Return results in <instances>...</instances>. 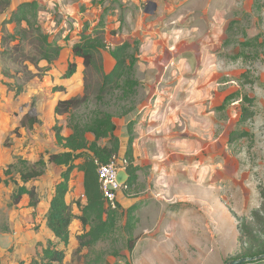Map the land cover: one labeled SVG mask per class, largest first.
Segmentation results:
<instances>
[{
    "label": "rangeland",
    "instance_id": "rangeland-1",
    "mask_svg": "<svg viewBox=\"0 0 264 264\" xmlns=\"http://www.w3.org/2000/svg\"><path fill=\"white\" fill-rule=\"evenodd\" d=\"M148 1L41 0L39 25L65 49L49 71L44 70L48 63L28 42L13 48L7 35L15 32L14 25L2 30L12 11L0 14V179L20 182L22 170L44 168L43 176L26 186L37 190L33 214L23 211L22 200L20 204L13 201L17 185L12 182L0 188V235L13 239L6 244L8 253L20 242L37 241L40 235L41 244L47 245L49 232L38 216L45 214L53 183L61 176L60 168L48 163L49 154L55 152L53 107L60 100L83 97L87 101L78 109L58 118L63 129L84 125L97 113L112 114L120 148L132 138L140 168L136 188L129 196H118L121 219L116 228L94 248L108 253L107 264H226L240 258L247 247L240 243L246 237L244 225H251L257 235L264 234V0H218L209 5L223 12L217 25L222 42L217 40L216 52L202 45L204 35L211 37L203 27L215 15H199L198 26L203 29L194 30L192 42L199 44L191 47L204 58L190 61L185 78L186 87L192 89L189 102L199 105L191 120L184 119L183 110L173 111L177 115L167 120L154 117L155 67L151 60L142 59L149 55L143 49L150 37L147 33L155 30L154 15L145 13ZM77 13L85 15L79 18ZM81 32L102 41L106 67L112 51L131 44L128 55L135 64L130 78L136 83L131 90L127 70L118 85L112 84L111 92L104 94H100L102 80L93 72L86 82L80 71L71 79L63 78L71 61L70 46ZM209 53L212 62L206 58ZM202 89L208 93L204 95ZM237 91L254 99V117L245 124H239V100L220 109L226 95ZM216 95L220 106L210 114L201 101L215 103ZM32 106L40 123L26 130L21 121ZM233 131L249 136L231 144ZM100 143L109 144L107 140ZM6 171L11 175L6 176ZM81 179L82 175H76L75 184ZM78 192L68 201L81 198ZM76 248L77 244L69 249L66 264H86L88 251L78 254ZM114 252L120 256H111Z\"/></svg>",
    "mask_w": 264,
    "mask_h": 264
},
{
    "label": "trees",
    "instance_id": "trees-1",
    "mask_svg": "<svg viewBox=\"0 0 264 264\" xmlns=\"http://www.w3.org/2000/svg\"><path fill=\"white\" fill-rule=\"evenodd\" d=\"M13 0H0V14H4L11 9ZM42 11L38 2H27L20 4L14 11L10 12L9 18L3 23L4 29L8 25H14L15 32L7 35L9 40L14 43L13 48H19L28 42L37 49L40 60L46 61L48 67L44 70H51L52 65L56 62L61 54L62 47L56 42L51 41L49 36L44 34L39 25V14ZM6 36V35H4ZM4 38V37H3ZM4 44V41H3ZM245 45V44H244ZM104 47L102 41L91 35L83 34L80 41L72 47L73 61L68 63V68L63 75L64 79H71L76 73L78 64L76 59H81L84 67V80L90 72L95 73L101 80L100 94L111 92L112 84L118 85L125 76L126 70L129 71L127 89L131 90L136 85L130 78L131 69L135 64L134 58L128 55L129 49L132 47L130 43H125L112 51L111 56L115 60V67L110 73H106L104 69L103 56L101 48ZM131 59V60H130ZM247 76L244 75L243 78ZM239 100L241 102V116L239 124H245L254 117L253 104L254 99L248 95L237 91L229 95L222 107L225 108L232 101ZM87 100L83 98H73L69 100L59 101L55 108V125L53 127L55 145L59 149L57 153H51L48 157L49 164L64 167L61 173V179L54 188L53 197L50 201V208L46 217L47 227L54 235L53 240H48L47 245H39L41 253L37 258L32 259L30 264H63L67 256V248L70 244V227L73 220L78 219L83 227L81 235L76 237L78 247L77 253L82 254L88 251L86 264H107L106 252L94 251L95 246L106 239V237L114 231L117 223L121 219V206L116 205L115 209L107 207L103 194L100 190L98 182L97 169L99 164L109 162L113 156L119 154L120 141L115 135L117 129L114 122V116L110 113H97L96 117L84 125L75 124L71 127L72 134L64 137L63 126L59 123V117L64 116L78 109ZM40 123L38 113L34 106L24 115L21 121V127L26 130H33ZM93 135L94 140L90 141L87 135ZM249 136L243 131H233L230 134L229 143H234L244 137ZM107 140L108 145L101 146L99 142ZM125 158L128 160L127 180L128 191L126 195L136 188L138 183V173L140 168L134 165V149L133 139L128 142ZM80 161V163H76ZM43 165V163L41 164ZM13 168V165H10ZM44 169V168H43ZM38 166H32L20 173V182L11 181L9 179H0V186L10 187L12 182L19 187L18 192L13 196V201L17 204L21 201L23 195L30 198L31 207L37 206V194L34 187L28 189L26 185L36 181L43 176L44 171ZM84 174V195L86 204L83 205L80 200L73 202L79 210L80 214L75 215L72 210V204L67 202V195L70 191V182L74 171ZM6 176L11 175L10 171H6ZM22 183L23 185H20ZM130 211H128V214ZM253 217L259 222L263 221L258 213H254ZM246 239L241 237L240 243L247 244L243 251V255L236 260L244 258H259L264 256V234H256L252 226L246 224L243 226ZM129 251H133V247L129 246ZM113 257H119L118 252L110 254ZM24 264V263H21ZM243 264H264V258L253 261L244 262Z\"/></svg>",
    "mask_w": 264,
    "mask_h": 264
},
{
    "label": "crops",
    "instance_id": "crops-1",
    "mask_svg": "<svg viewBox=\"0 0 264 264\" xmlns=\"http://www.w3.org/2000/svg\"><path fill=\"white\" fill-rule=\"evenodd\" d=\"M14 1L16 0L12 1L11 11H14L22 3L34 2V1L41 3V0H22L21 1L22 3L16 4L14 6L13 5ZM217 1L218 0H173V1L155 0L154 1L155 5L157 6L156 11L153 14L155 18V30H153L154 32H152L151 34L147 33V35H150V37L148 38V42L144 44V46L146 47H144L143 49L147 51L149 55H145L146 57H143L142 59H144L145 61L147 59L151 60V63L155 67V72L152 73V77H155V92H154V95H155V116L154 117L155 119L158 118L162 120H167L169 116L177 115L173 113V111L176 112L179 110H183L184 114L182 115L184 119L191 120L192 117L195 116L193 113L194 111L198 109L199 105H194V103L189 102V97H190L189 95L192 92V89L186 87L185 78L189 71L188 69H190V63L192 62V60L193 61H203L204 57L201 53H197V49L195 51L192 50L193 46L199 44V41L194 43L195 40H193L192 42V33L194 32V30L198 31L203 28L209 30L211 35L210 33L208 35H210L211 37L204 35L203 36L204 38L202 37L203 39L202 45L204 47H207L210 50V52H212L213 50H215L216 52L217 50L216 45H218L217 40H219L220 42L219 44H221L222 42V36L218 35V31L220 28L217 25L221 24L220 18L223 12L219 11L217 7L211 8V6L209 7V5H213V3L218 4ZM89 3H87L86 5L87 7L91 6V4ZM208 8H210L209 11H208ZM209 12H211L212 15L214 14L215 18L211 17L212 21H210V23L209 21L205 23L206 26L203 28L201 26H198L200 22V20L198 19L199 15H201L202 13L206 15ZM86 13L89 14L90 11L87 10ZM217 13H219L220 15H216ZM84 15L85 14H82V13L78 14V16H80L79 18H82ZM142 20L144 21L145 19H142ZM204 21L206 22V19ZM80 34L81 36L83 35L82 32ZM81 36H77L73 44L70 46L69 51L71 53V61L74 60L73 55H72V47L80 41ZM60 46L62 47V51H61L59 59L62 58L64 50H65L63 45H60ZM209 57L211 58V62H212L213 56L210 53L207 54L206 58H209ZM109 59L110 60L107 62L109 67L108 66L106 67V63L104 64L106 73H110L115 67V60L112 58L110 54H109ZM104 60H105V57H104ZM75 61L78 64L76 74H78L79 71L80 73L83 74L84 67L82 64V60L76 59ZM175 78H177V81ZM199 91H202V93L205 92L204 89L199 90ZM206 93L208 92H205L204 95H206ZM229 95H226V97ZM215 97L217 99V102L215 101V103L211 102L209 104L206 101H201L204 103L202 105L204 106L206 110L210 108L211 110L210 114L214 113L213 109L216 110L220 106L219 102L221 98L218 99V95H216ZM58 102L53 107L54 121H55V108ZM208 118H209V114H208ZM205 119H206V115H205ZM157 124H155V128L158 127V129H160L161 126H158ZM71 134H72V131L71 130L69 131L68 128L65 127L63 129L64 137H69ZM87 138L90 141L94 140V137L93 135L91 136V134L87 135ZM99 144L101 143L99 142ZM126 144H127L126 142L125 144H121V148L118 154L119 156H125L127 152L126 146L128 145ZM54 148H55V152L53 153L59 152V149L56 147V145H54ZM76 163L78 164L80 163V161H77ZM50 165L59 167L61 170V173L64 170V167L62 166H57L55 164H50ZM134 165L138 166L135 151H134ZM76 175L78 177L80 176V178L82 175V179L78 185L75 184V180H74ZM60 179H61V176L59 180L53 183L51 193L47 201V208H46L45 214L38 216L39 219L41 220L44 219L45 221L44 229L47 227L46 217H47V214L50 208V201L53 197L54 188L56 184L60 181ZM83 181H84V174L82 172H78L75 170L72 174V179L70 182V191L67 195V202L73 205L72 210L75 215H79L80 210L75 204H73V202L80 200L83 205L86 204ZM1 187H4V186H0V188ZM27 188L30 189L31 187H27ZM35 191L37 190L35 189ZM74 191L76 193L79 191L82 194V197L79 199L73 198L74 201L69 202L68 198L74 194L73 193ZM26 196L28 195H23L22 198L23 197L24 198L23 199L21 198L22 200L21 208H23V211L26 210L25 211L26 213L33 214L36 212L35 208L37 206L36 207L29 206L30 198L27 199ZM30 218L28 219L31 220ZM47 229L49 232V236L47 240H53L54 235L52 231L48 227ZM70 232H71V237H70V244L67 248V256H68V252L71 246L74 247L77 244V247H78L76 237L78 235H81L83 232L82 224L78 219L73 220L71 227H70ZM7 238L3 239L2 236L0 235V264H18L19 262L20 264L21 263L30 264L32 259L37 258L38 254L41 253L42 251L41 247H39L42 241L41 235L37 241H28V244L27 242L26 243L20 242L19 245L18 244L16 245L12 253H8L9 249L7 248L6 244L7 242L12 244L13 239L11 237H7ZM67 256L63 264H66L67 262Z\"/></svg>",
    "mask_w": 264,
    "mask_h": 264
},
{
    "label": "built area",
    "instance_id": "built-area-1",
    "mask_svg": "<svg viewBox=\"0 0 264 264\" xmlns=\"http://www.w3.org/2000/svg\"><path fill=\"white\" fill-rule=\"evenodd\" d=\"M128 165L129 163L125 156L119 155L113 156L105 164L98 165V182L107 207L115 209L119 194H126L128 191L127 182L123 183L119 181V175L121 173L127 174Z\"/></svg>",
    "mask_w": 264,
    "mask_h": 264
},
{
    "label": "water",
    "instance_id": "water-1",
    "mask_svg": "<svg viewBox=\"0 0 264 264\" xmlns=\"http://www.w3.org/2000/svg\"><path fill=\"white\" fill-rule=\"evenodd\" d=\"M156 8H157V6L155 5L154 0H149L148 4L146 6V9H145V13L149 14V15H153L156 11ZM128 178H129V176L125 173H121L119 175V181L120 182H123V183L127 182ZM261 258H264V256L259 257V258H254V259L244 258V259H240V260H232V261L227 262L226 264H243L244 262L253 261V260L261 259Z\"/></svg>",
    "mask_w": 264,
    "mask_h": 264
},
{
    "label": "flooded vegetation",
    "instance_id": "flooded-vegetation-1",
    "mask_svg": "<svg viewBox=\"0 0 264 264\" xmlns=\"http://www.w3.org/2000/svg\"><path fill=\"white\" fill-rule=\"evenodd\" d=\"M155 1V0H154Z\"/></svg>",
    "mask_w": 264,
    "mask_h": 264
}]
</instances>
